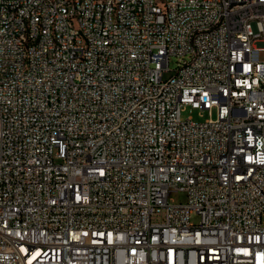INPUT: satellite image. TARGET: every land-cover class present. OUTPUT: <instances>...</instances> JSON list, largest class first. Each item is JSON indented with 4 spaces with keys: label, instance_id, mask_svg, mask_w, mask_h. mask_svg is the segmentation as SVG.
I'll use <instances>...</instances> for the list:
<instances>
[{
    "label": "built area",
    "instance_id": "2783aa9c",
    "mask_svg": "<svg viewBox=\"0 0 264 264\" xmlns=\"http://www.w3.org/2000/svg\"><path fill=\"white\" fill-rule=\"evenodd\" d=\"M260 40L264 0H0V264H264Z\"/></svg>",
    "mask_w": 264,
    "mask_h": 264
},
{
    "label": "rangeland",
    "instance_id": "374dc122",
    "mask_svg": "<svg viewBox=\"0 0 264 264\" xmlns=\"http://www.w3.org/2000/svg\"><path fill=\"white\" fill-rule=\"evenodd\" d=\"M254 31H257L256 23H253ZM257 45L261 48H264V40H260L257 42ZM260 57L264 60V49L261 51ZM178 64V58L172 56L170 59V68L173 70ZM173 71H171L172 73ZM183 118H187L188 116H193L195 120L203 121L207 119L210 115L207 110H201L197 108L188 107L182 113ZM213 116H216V112L213 113ZM169 196L171 199L175 200L176 202H184L187 200V193L185 191L179 190L177 188H171L169 191ZM192 221L199 222L200 216L197 212L192 214Z\"/></svg>",
    "mask_w": 264,
    "mask_h": 264
},
{
    "label": "bare ground",
    "instance_id": "6f19581e",
    "mask_svg": "<svg viewBox=\"0 0 264 264\" xmlns=\"http://www.w3.org/2000/svg\"><path fill=\"white\" fill-rule=\"evenodd\" d=\"M159 19H167V12H159Z\"/></svg>",
    "mask_w": 264,
    "mask_h": 264
}]
</instances>
